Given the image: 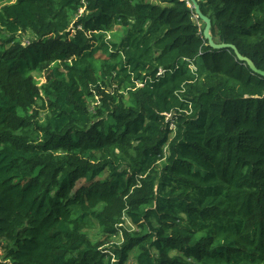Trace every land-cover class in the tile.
I'll list each match as a JSON object with an SVG mask.
<instances>
[{"label": "trees", "instance_id": "1", "mask_svg": "<svg viewBox=\"0 0 264 264\" xmlns=\"http://www.w3.org/2000/svg\"><path fill=\"white\" fill-rule=\"evenodd\" d=\"M157 1L0 0V264H264V77ZM199 4L264 70V0Z\"/></svg>", "mask_w": 264, "mask_h": 264}, {"label": "water", "instance_id": "2", "mask_svg": "<svg viewBox=\"0 0 264 264\" xmlns=\"http://www.w3.org/2000/svg\"><path fill=\"white\" fill-rule=\"evenodd\" d=\"M189 4L193 7L196 17L201 20L204 24V30H203V36L206 40H208L209 45L216 50H222L231 48L233 49L234 53L236 54L237 58L243 62L246 63L253 72L259 74L260 76L264 77V70L259 69L254 61L249 58L248 56L243 55L237 46L232 43H226V42H216L214 40L213 34L211 32L212 28V19L203 13L201 6L199 4V0H189Z\"/></svg>", "mask_w": 264, "mask_h": 264}, {"label": "rangeland", "instance_id": "3", "mask_svg": "<svg viewBox=\"0 0 264 264\" xmlns=\"http://www.w3.org/2000/svg\"><path fill=\"white\" fill-rule=\"evenodd\" d=\"M154 2H158L157 0H153ZM57 64H54L52 67H55ZM36 77H37V79L41 82V83H43V82H46V80H47V77H46V74H45V71H43V72H41V73H39V74H37L36 73ZM94 231H97L98 232V234H99V237L98 238H103V233L100 231V230H98V229H96V230H94ZM94 231H92V233L94 232ZM114 239H116V241H118V240H120V237L119 236H116Z\"/></svg>", "mask_w": 264, "mask_h": 264}, {"label": "built area", "instance_id": "4", "mask_svg": "<svg viewBox=\"0 0 264 264\" xmlns=\"http://www.w3.org/2000/svg\"><path fill=\"white\" fill-rule=\"evenodd\" d=\"M170 115V114H169Z\"/></svg>", "mask_w": 264, "mask_h": 264}]
</instances>
